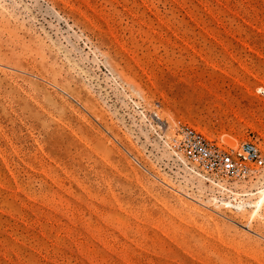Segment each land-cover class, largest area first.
I'll return each instance as SVG.
<instances>
[{"label":"rangeland","instance_id":"374dc122","mask_svg":"<svg viewBox=\"0 0 264 264\" xmlns=\"http://www.w3.org/2000/svg\"><path fill=\"white\" fill-rule=\"evenodd\" d=\"M258 87L264 0H0V264H264V171L219 191L166 146L264 154Z\"/></svg>","mask_w":264,"mask_h":264},{"label":"built area","instance_id":"2783aa9c","mask_svg":"<svg viewBox=\"0 0 264 264\" xmlns=\"http://www.w3.org/2000/svg\"><path fill=\"white\" fill-rule=\"evenodd\" d=\"M166 146L188 176L219 191H229L236 180L255 178L264 171V154L252 142L227 147L192 127L181 126ZM220 200L230 206L235 203L234 199Z\"/></svg>","mask_w":264,"mask_h":264},{"label":"bare ground","instance_id":"6f19581e","mask_svg":"<svg viewBox=\"0 0 264 264\" xmlns=\"http://www.w3.org/2000/svg\"><path fill=\"white\" fill-rule=\"evenodd\" d=\"M257 90L261 93H264V89L261 87H258ZM230 204V203H228ZM251 206L253 208L252 210V216L254 217L258 211L262 208V206L264 205V190L259 191V195L256 197V200L252 203H247V204H237L235 207L238 210H243L245 208V206Z\"/></svg>","mask_w":264,"mask_h":264}]
</instances>
